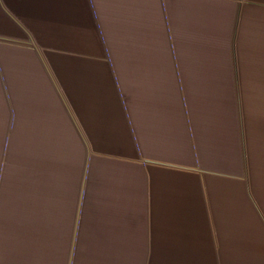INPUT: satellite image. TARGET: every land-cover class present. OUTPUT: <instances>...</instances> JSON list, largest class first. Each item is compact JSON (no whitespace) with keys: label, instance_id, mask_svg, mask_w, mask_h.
I'll use <instances>...</instances> for the list:
<instances>
[{"label":"crops","instance_id":"crops-1","mask_svg":"<svg viewBox=\"0 0 264 264\" xmlns=\"http://www.w3.org/2000/svg\"><path fill=\"white\" fill-rule=\"evenodd\" d=\"M0 143V264H264V0H0Z\"/></svg>","mask_w":264,"mask_h":264},{"label":"rangeland","instance_id":"rangeland-1","mask_svg":"<svg viewBox=\"0 0 264 264\" xmlns=\"http://www.w3.org/2000/svg\"><path fill=\"white\" fill-rule=\"evenodd\" d=\"M9 132H10L9 129L2 130V133H3L2 140H1L2 144L1 143L0 144H1V146H3L2 147L3 156L5 155L6 151L9 148V146H8V143H9V138H8L9 137Z\"/></svg>","mask_w":264,"mask_h":264}]
</instances>
